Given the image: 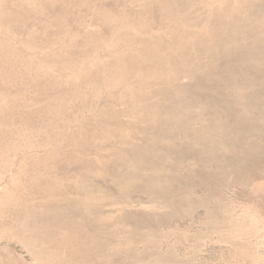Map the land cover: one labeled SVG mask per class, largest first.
I'll return each mask as SVG.
<instances>
[{
  "label": "rangeland",
  "instance_id": "374dc122",
  "mask_svg": "<svg viewBox=\"0 0 264 264\" xmlns=\"http://www.w3.org/2000/svg\"><path fill=\"white\" fill-rule=\"evenodd\" d=\"M0 264H264V0H0Z\"/></svg>",
  "mask_w": 264,
  "mask_h": 264
}]
</instances>
